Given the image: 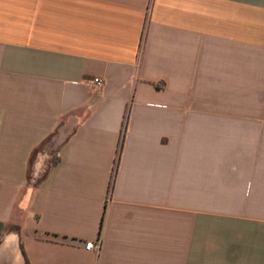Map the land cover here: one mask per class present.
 I'll return each instance as SVG.
<instances>
[{
	"label": "crops",
	"instance_id": "obj_1",
	"mask_svg": "<svg viewBox=\"0 0 264 264\" xmlns=\"http://www.w3.org/2000/svg\"><path fill=\"white\" fill-rule=\"evenodd\" d=\"M0 264H264V0H0Z\"/></svg>",
	"mask_w": 264,
	"mask_h": 264
},
{
	"label": "built area",
	"instance_id": "obj_2",
	"mask_svg": "<svg viewBox=\"0 0 264 264\" xmlns=\"http://www.w3.org/2000/svg\"><path fill=\"white\" fill-rule=\"evenodd\" d=\"M86 84L90 86L92 92H94V93H97V92L101 91L103 89V87H104V81L102 79H100V78H93L91 80H88V81H86ZM158 87L161 89V88H163V85L159 84ZM84 248L86 250L99 251V249H100V241L98 240L96 242V244H93L91 242L86 243L84 245Z\"/></svg>",
	"mask_w": 264,
	"mask_h": 264
},
{
	"label": "rangeland",
	"instance_id": "obj_3",
	"mask_svg": "<svg viewBox=\"0 0 264 264\" xmlns=\"http://www.w3.org/2000/svg\"><path fill=\"white\" fill-rule=\"evenodd\" d=\"M37 180H38V179H35V178H34V181H37ZM32 183H33V182H32ZM29 184H30V183H29Z\"/></svg>",
	"mask_w": 264,
	"mask_h": 264
},
{
	"label": "trees",
	"instance_id": "obj_4",
	"mask_svg": "<svg viewBox=\"0 0 264 264\" xmlns=\"http://www.w3.org/2000/svg\"><path fill=\"white\" fill-rule=\"evenodd\" d=\"M52 164L54 165L55 164V161L53 160Z\"/></svg>",
	"mask_w": 264,
	"mask_h": 264
}]
</instances>
